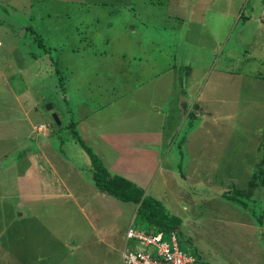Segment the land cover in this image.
Segmentation results:
<instances>
[{
	"label": "rangeland",
	"instance_id": "374dc122",
	"mask_svg": "<svg viewBox=\"0 0 264 264\" xmlns=\"http://www.w3.org/2000/svg\"><path fill=\"white\" fill-rule=\"evenodd\" d=\"M116 2L0 0V264H120L136 205L94 193L71 125L110 172L179 219L181 251L264 264V236L217 196L264 170V0ZM47 56L75 69H63L70 94L35 67ZM108 70L117 85L99 81ZM245 195L264 206V186Z\"/></svg>",
	"mask_w": 264,
	"mask_h": 264
},
{
	"label": "trees",
	"instance_id": "16d2710c",
	"mask_svg": "<svg viewBox=\"0 0 264 264\" xmlns=\"http://www.w3.org/2000/svg\"><path fill=\"white\" fill-rule=\"evenodd\" d=\"M116 3H119V0H117ZM244 3V2H243ZM123 4V3H121ZM250 4V3H249ZM124 5V4H123ZM243 6V4H242ZM242 8V7H241ZM245 7H243L244 9ZM261 9V8H260ZM259 9V11H260ZM258 11V13H259ZM242 19H246V15H243V13L240 15ZM95 19H97L95 17ZM149 21V19H146ZM135 29H137V27H135ZM27 31H33L31 27H29V29H27ZM83 34V36H80V39L82 40L83 38H86V34L85 32H81ZM27 34V33H26ZM85 34V35H84ZM38 47H42L43 44L37 40L36 41ZM152 43V42H151ZM46 50H48V48H46ZM94 52V51H93ZM104 52V51H102ZM124 55H122L123 57ZM157 56V54L155 55V57ZM48 57V56H47ZM173 59H171L170 63L173 65ZM46 59L43 60H39L35 62V67L37 66V63L39 62L38 65H41L39 67V69H42V71L44 72V77L45 76H49L53 79V82L57 83L58 86V90L62 93H69L70 94V89L69 87L66 85H64L65 83L62 81L64 79H67V77L64 78V71L63 69H66L68 71H74L75 69L70 67L68 64L64 63V62H57L56 60H49L48 57V61L46 63ZM62 64V65H59ZM124 62L122 61L123 65ZM126 64V62H125ZM175 68L179 67L181 68V64H177ZM261 64H264V62L262 61V63L259 64V66H261ZM45 65V66H44ZM38 68V67H37ZM112 70V68L110 69ZM261 71V70H260ZM258 71L257 75H262L263 71ZM106 73L105 75L99 74V81H100V77H106L107 79L112 80V82L115 81L114 85H117L120 80H118L119 75H117L116 73L113 75H111L110 78H108V75L112 74L108 71L104 72ZM109 73V74H108ZM89 78H91L90 75H88ZM262 78L263 75L261 76ZM64 78V79H63ZM121 79V78H119ZM98 81V82H99ZM46 82H48L46 80ZM97 83V82H96ZM101 83V82H100ZM99 83V84H100ZM48 85H51L50 83ZM67 87V89H66ZM118 90V89H117ZM115 91V97L113 95L110 96L109 99H104L105 104H99L97 105L96 103H98L95 99V106L91 109L90 111L87 113V116H90L92 114H94V118H96V116L98 115L97 111H100L102 113L103 109L105 108V106H107L108 102L110 99L113 100V98H115L118 96V91ZM64 98H66V94L64 95ZM86 114V113H85ZM84 114V115H85ZM197 117V116H196ZM199 119H197L198 121ZM59 121V120H58ZM73 125L69 126L70 127V132L71 135H73L75 137V140L82 145V147L85 149L86 153L90 156V160H91V171H92V181L94 184V193L98 194V193H105L107 196L110 195V197L112 196L113 198L122 201V202H130L132 204L136 205V211L133 215V218H131L130 222H129V226H131L132 228L144 231L145 233H155V232H162L163 231H168V233L170 231H173L174 237H175V241H176V245L177 248L179 249L178 246V240H177V235H176V231L178 230V224H179V219L173 215H169L168 211H165L164 208L162 207V205L155 199L153 198L151 195L145 194V192H143V189L140 188L139 186H137L133 181L129 180L128 178L110 172L105 165L102 163L101 157H99L98 155H95L88 146L84 145L85 142L81 139V137L78 135L77 131L74 130V126H73V130L71 129ZM120 133H118L117 138L115 139V144H119L116 143L118 140H122L123 138H125V136H127L124 131L122 132V130H119ZM123 144H126L125 142ZM262 162H263V158H262ZM251 178L248 179L246 185L244 187H237L234 186V184L232 183V185L230 187H227V189L229 190V194H227V191H223L221 192V194H214L219 196V198H222L224 200L227 201H231L232 204H234L233 206H240L242 207V211H246L247 214V218L251 219L253 225L255 227H257V231L256 234H258V232L261 233L262 239L264 236V232L262 229L264 226V206H260V201L256 202L255 200L251 199V197L248 199V197H246L245 192L246 191H250L251 188H258L259 186H264V170L263 168H254L252 170L251 173ZM226 189V190H227ZM96 191V192H95ZM110 197L108 198L110 200ZM250 201L252 204L251 207H249V204L247 201ZM257 200V199H256ZM223 205H226L223 201H222ZM245 204L248 205L249 209L243 208L245 206ZM163 208V209H162ZM198 210V209H197ZM199 212V210H198ZM250 221V220H249ZM250 221V222H251ZM176 227V228H175ZM176 229V230H175ZM167 233V238L169 237V234ZM133 248V247H132ZM180 252L185 253L184 251H181L179 249ZM187 255H193L192 253L188 254L185 253ZM194 262L192 264H195L197 262V264H212L210 263L206 258L204 257H196L194 256ZM223 264V263H220ZM224 264H229V263H224Z\"/></svg>",
	"mask_w": 264,
	"mask_h": 264
},
{
	"label": "built area",
	"instance_id": "2783aa9c",
	"mask_svg": "<svg viewBox=\"0 0 264 264\" xmlns=\"http://www.w3.org/2000/svg\"><path fill=\"white\" fill-rule=\"evenodd\" d=\"M132 240L142 246V250L127 249V241ZM193 257L180 252L172 231L167 240L160 232L145 233L127 226L124 243L120 251V264H192Z\"/></svg>",
	"mask_w": 264,
	"mask_h": 264
},
{
	"label": "clouds",
	"instance_id": "9594fccd",
	"mask_svg": "<svg viewBox=\"0 0 264 264\" xmlns=\"http://www.w3.org/2000/svg\"><path fill=\"white\" fill-rule=\"evenodd\" d=\"M165 69V68H164ZM169 69H173L172 67H170ZM175 69V68H174ZM173 72H175L174 70H173ZM153 76H159L158 75V73L157 74H155V75H153ZM113 86H114V84H113ZM109 99V98H108ZM179 99H180V97L178 98V102H179ZM105 101V100H104ZM104 101H102V104H105V102ZM180 105H182V104H180ZM106 107V106H105ZM160 104H158V105H155V111H159L160 109ZM105 109V108H104ZM103 109V110H104ZM103 112V111H102ZM57 117V116H56ZM57 120H58V118H57ZM44 128V127H43ZM129 224H127V226H128ZM127 226H126V228H127ZM126 228H125V230H124V232H123V242H122V244L124 243V234H125V231H126ZM176 230V229H175ZM173 232V231H172ZM161 234H162V237H163V239H165V240H167L168 238L167 237H164V234L162 233V232H160ZM169 234V233H168ZM121 251V250H120ZM192 257H193V259H194V256L193 255H191ZM195 260V259H194ZM194 260H193V262H194Z\"/></svg>",
	"mask_w": 264,
	"mask_h": 264
},
{
	"label": "crops",
	"instance_id": "0c3cea01",
	"mask_svg": "<svg viewBox=\"0 0 264 264\" xmlns=\"http://www.w3.org/2000/svg\"><path fill=\"white\" fill-rule=\"evenodd\" d=\"M131 4H133L132 2L129 4V5H131ZM121 6H124V5H121ZM176 18V17H175ZM172 27V26H171ZM165 68V67H164ZM163 68V69H164ZM167 68V67H166ZM179 101H180V99H179ZM181 102V101H180ZM181 104V103H180ZM157 112V111H156ZM96 214V213H95ZM95 218H96V216H94ZM126 226H127V223H126ZM126 226H125V228H126ZM125 228H124V230H125ZM124 230H123V232H124ZM123 235V234H122ZM122 242H123V236H122ZM69 245V244H68ZM213 252H215V251H213ZM194 256V255H193ZM203 256L205 257V258H208V257H206L205 256V254H203ZM211 257L209 258V260H210V262L211 263H214V260H213V257H212V255H210Z\"/></svg>",
	"mask_w": 264,
	"mask_h": 264
},
{
	"label": "water",
	"instance_id": "95a60500",
	"mask_svg": "<svg viewBox=\"0 0 264 264\" xmlns=\"http://www.w3.org/2000/svg\"><path fill=\"white\" fill-rule=\"evenodd\" d=\"M49 106H50V104H49ZM51 115H52V117L54 118V120L58 123L59 121L57 120L56 115H55L54 113H52Z\"/></svg>",
	"mask_w": 264,
	"mask_h": 264
}]
</instances>
